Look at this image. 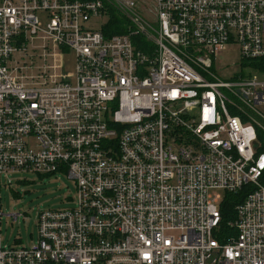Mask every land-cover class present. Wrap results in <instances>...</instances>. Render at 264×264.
Instances as JSON below:
<instances>
[{"label": "built area", "instance_id": "obj_1", "mask_svg": "<svg viewBox=\"0 0 264 264\" xmlns=\"http://www.w3.org/2000/svg\"><path fill=\"white\" fill-rule=\"evenodd\" d=\"M151 2L0 0V264H264V0ZM110 7L127 32L103 31ZM41 37L55 63L29 76L16 54ZM230 44L242 60L224 78ZM26 172L66 173L77 208L39 211L38 243L13 248L2 177ZM247 185L219 240L213 192Z\"/></svg>", "mask_w": 264, "mask_h": 264}, {"label": "rangeland", "instance_id": "obj_2", "mask_svg": "<svg viewBox=\"0 0 264 264\" xmlns=\"http://www.w3.org/2000/svg\"><path fill=\"white\" fill-rule=\"evenodd\" d=\"M152 0H138L140 8L144 13L151 14ZM120 13V12H119ZM42 27H45L46 16L39 15ZM104 23L103 19L92 20L88 23L89 28L99 29ZM43 38L36 39L28 46L27 52H18L17 61L21 64L27 62L33 68L27 73L29 76L41 73L44 66L54 65L55 61L50 55L44 60ZM50 49L52 46L50 45ZM53 51V50H52ZM59 54H64V71L75 74L76 63L73 51L64 52L58 49ZM239 46L230 44L225 52L219 55L215 61L222 77H230L240 71ZM60 71L57 73L59 74ZM35 145V139L31 140ZM12 182L10 186L9 183ZM264 181V180H263ZM264 183V182H263ZM214 194L225 196V191H215ZM2 242L5 246L13 248L32 247L39 240L38 214L46 210H71L77 208V187L66 173L59 172L54 175L37 173H17L8 177H2ZM20 214L18 219L14 215Z\"/></svg>", "mask_w": 264, "mask_h": 264}, {"label": "trees", "instance_id": "obj_3", "mask_svg": "<svg viewBox=\"0 0 264 264\" xmlns=\"http://www.w3.org/2000/svg\"><path fill=\"white\" fill-rule=\"evenodd\" d=\"M110 17L107 25L103 28V31L107 35L112 34H120L127 32V26L129 25V21L119 13V11L110 7ZM134 37V36H133ZM135 42L141 48H147L148 44L144 41L141 36H135L133 38ZM264 180V175L262 177V182ZM252 190L251 185L245 186L242 190L236 193H226L223 197V200L220 203V210L222 213V221L219 233V240H225V238L229 237L230 234H233L234 228L231 225L235 220L236 208L239 203H241L247 194Z\"/></svg>", "mask_w": 264, "mask_h": 264}]
</instances>
